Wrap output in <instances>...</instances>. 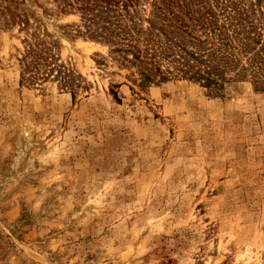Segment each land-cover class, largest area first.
Segmentation results:
<instances>
[{
  "label": "rangeland",
  "instance_id": "rangeland-1",
  "mask_svg": "<svg viewBox=\"0 0 264 264\" xmlns=\"http://www.w3.org/2000/svg\"><path fill=\"white\" fill-rule=\"evenodd\" d=\"M80 3L0 0V264H264V87L141 86Z\"/></svg>",
  "mask_w": 264,
  "mask_h": 264
},
{
  "label": "trees",
  "instance_id": "trees-1",
  "mask_svg": "<svg viewBox=\"0 0 264 264\" xmlns=\"http://www.w3.org/2000/svg\"><path fill=\"white\" fill-rule=\"evenodd\" d=\"M86 28L134 67L139 85L176 77L212 89L253 78L264 87V9L260 0H76ZM147 1V3H144ZM30 82L56 78L62 87L80 75L37 38L22 58Z\"/></svg>",
  "mask_w": 264,
  "mask_h": 264
}]
</instances>
